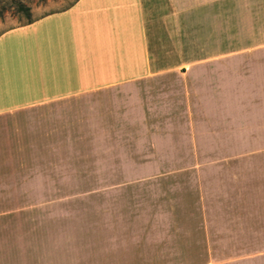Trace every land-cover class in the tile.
Segmentation results:
<instances>
[{"label":"crops","instance_id":"0c3cea01","mask_svg":"<svg viewBox=\"0 0 264 264\" xmlns=\"http://www.w3.org/2000/svg\"><path fill=\"white\" fill-rule=\"evenodd\" d=\"M33 21L0 32L3 168L30 150L37 112L68 118V104L129 103L142 126L156 102V118L187 120L195 145L219 127L226 159L260 151L243 143L264 129V0H78ZM14 182L0 181V264H52L34 254V195Z\"/></svg>","mask_w":264,"mask_h":264},{"label":"rangeland","instance_id":"374dc122","mask_svg":"<svg viewBox=\"0 0 264 264\" xmlns=\"http://www.w3.org/2000/svg\"><path fill=\"white\" fill-rule=\"evenodd\" d=\"M76 1L0 0V32ZM156 106L142 126L133 119L138 106L129 103L101 105L100 114L91 104L82 110L68 104L62 119L37 112L30 150L13 153L16 166L3 168L8 161L0 153V181L13 176L15 189L34 195L37 258L52 264H264L263 126L243 143L260 148L256 157L241 152L226 159L219 127L198 146L186 119H158ZM232 190L243 197L227 198Z\"/></svg>","mask_w":264,"mask_h":264},{"label":"trees","instance_id":"16d2710c","mask_svg":"<svg viewBox=\"0 0 264 264\" xmlns=\"http://www.w3.org/2000/svg\"><path fill=\"white\" fill-rule=\"evenodd\" d=\"M77 1H78V0H77ZM22 9H25V8H24V7H22ZM30 16H31V15H30ZM30 16H29V17H30ZM33 22H34L33 20H30V19H29V21L27 22V24H26V25H28V24H31V23H33Z\"/></svg>","mask_w":264,"mask_h":264}]
</instances>
